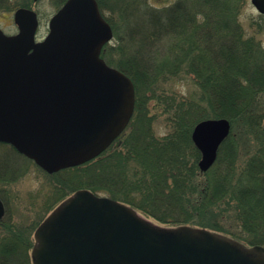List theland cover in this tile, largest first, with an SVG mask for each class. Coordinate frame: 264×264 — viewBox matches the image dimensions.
<instances>
[{"label": "trees", "instance_id": "obj_1", "mask_svg": "<svg viewBox=\"0 0 264 264\" xmlns=\"http://www.w3.org/2000/svg\"><path fill=\"white\" fill-rule=\"evenodd\" d=\"M98 2L118 41L106 44L102 56L134 80L135 112L96 158L44 170L53 181L47 212L86 188L168 226L207 227L264 245V44L241 22L247 0ZM16 4L0 0V11ZM175 80H189L194 88L178 91L169 85ZM161 116L164 134L155 126ZM222 117L232 132L215 164L203 171L193 129L203 119ZM3 181L9 179L0 171V195ZM222 205L225 223L209 216ZM44 218L32 225L7 215L0 222V264H33L34 233Z\"/></svg>", "mask_w": 264, "mask_h": 264}, {"label": "water", "instance_id": "obj_2", "mask_svg": "<svg viewBox=\"0 0 264 264\" xmlns=\"http://www.w3.org/2000/svg\"><path fill=\"white\" fill-rule=\"evenodd\" d=\"M264 14V0H252ZM19 31L0 28V141L50 173L83 164L125 131L136 106L133 79L101 56L114 31L97 0H67L37 40L38 13L20 7ZM232 130L207 118L192 138L203 171ZM6 206L0 197V220ZM34 264H264V246L188 224L165 227L133 207L79 189L38 226Z\"/></svg>", "mask_w": 264, "mask_h": 264}, {"label": "rangeland", "instance_id": "obj_3", "mask_svg": "<svg viewBox=\"0 0 264 264\" xmlns=\"http://www.w3.org/2000/svg\"><path fill=\"white\" fill-rule=\"evenodd\" d=\"M66 0H14L16 4L13 10L0 11V28L7 34L18 31L14 14L17 8L25 6L37 11L39 16V27L37 39L42 40L49 32L51 18L61 8ZM154 4L165 5L173 0H151ZM241 22L249 32H257L264 44V15L260 13L252 0H247L241 14ZM117 37H113L111 44H117ZM174 89L183 93L189 92L194 85L189 80H175L169 84ZM152 113L156 112L155 105L151 104ZM164 117H159L156 129L159 134L167 131ZM163 120V121H162ZM0 171L1 177L9 179L7 184L2 185V197L7 207V215L19 223L35 225L48 214L45 201L48 199L47 191L50 189L52 178L32 159L13 151L9 147L0 144ZM225 206L213 207L209 216L218 221L226 222ZM138 212L145 217L139 210ZM47 214V215H46ZM151 222L165 227L168 225L148 218ZM215 231V230H214Z\"/></svg>", "mask_w": 264, "mask_h": 264}]
</instances>
